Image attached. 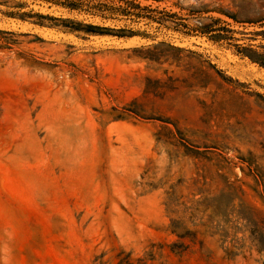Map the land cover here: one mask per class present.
<instances>
[{"label": "rangeland", "instance_id": "374dc122", "mask_svg": "<svg viewBox=\"0 0 264 264\" xmlns=\"http://www.w3.org/2000/svg\"><path fill=\"white\" fill-rule=\"evenodd\" d=\"M138 1L186 27L86 35L0 12V264H264V67L236 47L264 53V0ZM211 18L232 38L202 34ZM172 220L196 232L181 255Z\"/></svg>", "mask_w": 264, "mask_h": 264}, {"label": "trees", "instance_id": "16d2710c", "mask_svg": "<svg viewBox=\"0 0 264 264\" xmlns=\"http://www.w3.org/2000/svg\"><path fill=\"white\" fill-rule=\"evenodd\" d=\"M32 3L38 5L45 4L48 8L55 7L64 11L67 15L62 13H44L39 10H34L33 8H28V4L25 0H0V6L4 7L5 10H0L2 14L10 18H16L24 21H31L39 26L58 28L71 33H83L86 35H109L117 37H132L134 35L146 36L144 31L135 30L133 28H128L126 26H116L106 24L107 21H118L122 19H129L131 21L147 20L151 23H157L159 25L167 26L166 24H174L175 27L184 26V23H178L174 21L176 14L169 13L164 10H159L151 5H142L138 0H31ZM27 8V9H26ZM75 14V15H73ZM78 15H84L90 18H98L99 21H91L86 18H78ZM229 16V15H228ZM232 17V16H229ZM211 23L201 25L198 30L202 34L208 35V37L215 42H220L223 40L231 39L232 37L227 34L230 30L225 26L215 27V23L219 19L211 18ZM177 29V28H176ZM6 31L0 29V33ZM188 33V32H185ZM37 39H41L36 36ZM158 45H154L153 49H146L144 59L158 61L160 53L153 54L150 56L149 53L152 50H157ZM237 45V44H235ZM169 47L177 52H182V48H178L172 45ZM238 47L237 51L242 55L248 57L252 62L259 64L264 67V53H259L254 50L251 46ZM264 48V46H262ZM240 49V50H239ZM209 68L212 69L218 76L225 81H231V78L224 75L221 71L217 70L213 64L209 62ZM134 112V110L128 109ZM178 131V130H177ZM204 206V210L208 209V205H205V201L198 203ZM173 201L168 198L166 202V209L171 210ZM216 214H211V216ZM181 229V230H179ZM169 231L174 234L179 239L169 244L170 251L174 254H183L189 247V243H195L196 232L189 230L186 226H181L177 228L172 223L169 226ZM259 251H261L259 249ZM152 258L139 257L134 261L130 259V254L122 256L119 254L116 264H150L148 260Z\"/></svg>", "mask_w": 264, "mask_h": 264}]
</instances>
